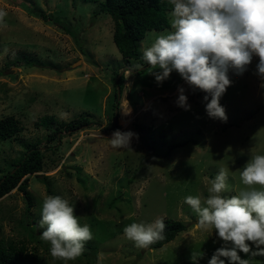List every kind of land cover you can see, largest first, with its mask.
<instances>
[{
	"label": "rangeland",
	"instance_id": "rangeland-1",
	"mask_svg": "<svg viewBox=\"0 0 264 264\" xmlns=\"http://www.w3.org/2000/svg\"><path fill=\"white\" fill-rule=\"evenodd\" d=\"M103 2L0 0V10L7 12V27L0 26V119L14 116L23 127L16 137L0 141V177L28 147H47L42 117L53 115L66 123L83 115L97 123L65 133L57 148L45 154L44 169L37 174L47 177L45 182L25 177L34 197L30 213L17 189L0 198V240L24 242L47 264H192L193 250L204 253L198 264H208L222 242L215 233L196 228V213L184 199H205L221 168L228 172L225 195L238 194L245 189L242 167L264 154V81L254 74L258 58L243 75L229 72L232 86L220 100L227 122L210 119L203 98L193 102L195 91L177 73L158 85L148 65L140 74L123 72L142 62L127 61L119 53L112 18L101 11ZM170 30L147 32L139 43L140 56L154 33ZM15 61H29L30 67H16ZM122 75L116 121L120 131H132L138 139L133 138L131 149L117 150L105 139L113 130L105 129L115 121L116 83ZM178 87L186 89L189 111L176 105ZM178 144L184 146L170 149ZM50 195L68 200L80 225L92 230L93 239L74 261L53 259L50 245L40 239L37 225ZM157 218L183 222L187 230L156 249L137 248L123 237L125 226ZM240 255L251 264H264L262 256Z\"/></svg>",
	"mask_w": 264,
	"mask_h": 264
},
{
	"label": "clouds",
	"instance_id": "clouds-1",
	"mask_svg": "<svg viewBox=\"0 0 264 264\" xmlns=\"http://www.w3.org/2000/svg\"><path fill=\"white\" fill-rule=\"evenodd\" d=\"M170 28L154 33L153 43L142 49L141 60L126 67L132 74L144 70L153 75L158 85L173 72L192 91L205 93V112L210 119L227 122L222 96L232 86L229 72L243 75L254 58H258L255 75L264 81V0H168ZM7 12L0 10V26L7 27ZM264 88V83L260 84ZM176 105L185 111L191 106L184 87H178ZM138 134L114 131L108 140L113 149L130 148ZM245 186L235 195L229 191L228 172L221 168L207 188L208 196L189 195L184 203L196 213V228L215 233L221 246L208 264H251L246 257H264V154L252 156L240 171ZM259 186L261 190H257ZM74 207L61 196H47L42 203L37 227L40 239L50 245L53 259L74 261L93 239L88 224L79 223ZM166 224L157 218L151 223H131L123 228V237L135 247L146 249L164 239ZM204 253L193 250L192 264H198Z\"/></svg>",
	"mask_w": 264,
	"mask_h": 264
},
{
	"label": "trees",
	"instance_id": "trees-1",
	"mask_svg": "<svg viewBox=\"0 0 264 264\" xmlns=\"http://www.w3.org/2000/svg\"><path fill=\"white\" fill-rule=\"evenodd\" d=\"M172 10V6L168 0H104L101 11L108 13L113 21V41L121 56L127 61H143L141 60L139 43L142 41L147 32L151 30H165L170 28L168 12ZM44 21H48L49 16L38 14ZM29 61H15L14 66H29ZM30 67V66H29ZM140 74L141 71L137 70ZM119 74V73H118ZM117 74V76H118ZM2 73L0 72V76ZM124 76L122 75L116 83V101L114 103V119H118V109L120 100H118V88L120 95L122 94V85ZM205 93L196 90L192 94L193 102L203 98ZM120 98V97H119ZM39 125L47 130L46 143L47 147L42 148L41 145H32L20 156L13 164V168L5 175L0 177V198L17 189L23 193L27 203V213L31 212L34 206V197L28 189V175H35L36 178L45 182L47 177L37 175L42 172L45 165V154L57 148V142H60L65 133H74L84 127L96 126L97 123L92 122L89 118L81 116L66 123H60L55 116L47 115L40 119ZM112 128L106 131L118 130L117 121H113ZM117 128V129H115ZM23 131L18 119L14 116H8L0 119V141H8L16 137ZM60 134V137H59ZM184 146L183 144L172 145L171 150L176 147ZM55 152V151H54ZM166 229L164 239L157 241L148 247V249H156L173 241L180 233L187 230V226L180 221L168 220L165 222ZM31 225V224H30ZM32 236V234H30ZM0 264H47L40 257L36 249L29 250L27 245L22 242L17 245L13 242H5L0 240Z\"/></svg>",
	"mask_w": 264,
	"mask_h": 264
},
{
	"label": "water",
	"instance_id": "water-1",
	"mask_svg": "<svg viewBox=\"0 0 264 264\" xmlns=\"http://www.w3.org/2000/svg\"><path fill=\"white\" fill-rule=\"evenodd\" d=\"M124 72V71H123ZM120 78V77H119ZM119 78L117 79V81L119 80ZM120 97V92H119V88H118V98ZM116 121V120H115ZM60 137V134H59Z\"/></svg>",
	"mask_w": 264,
	"mask_h": 264
}]
</instances>
